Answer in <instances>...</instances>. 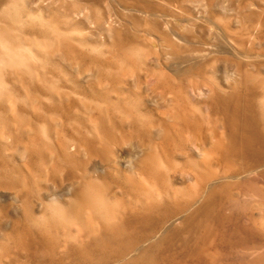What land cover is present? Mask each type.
Listing matches in <instances>:
<instances>
[{
	"label": "rangeland",
	"instance_id": "374dc122",
	"mask_svg": "<svg viewBox=\"0 0 264 264\" xmlns=\"http://www.w3.org/2000/svg\"><path fill=\"white\" fill-rule=\"evenodd\" d=\"M0 3H4L0 6L3 11L0 25L7 27L8 38L15 42L12 47L3 43L0 56L5 57V50L14 57L24 48L33 50L36 56L29 58L45 66L51 90L59 93L54 100L69 103L66 111L79 120L88 114L101 115L112 128L115 140L110 147L122 180L116 183L110 198L117 196L122 201V212L136 207L142 198L128 188L129 176L140 181L142 190H153L163 199V182L140 170L141 159H145L147 171L152 165L151 158L155 159L164 177L180 191L184 203L189 204L194 200L195 188L203 186V181L190 173L189 153L194 154L193 159H201L204 156L201 149L209 148L218 136L225 141H230L228 136H235L240 141L245 136L241 129L253 125L241 113L248 102L260 103L264 117V94L250 95L251 79H244L242 72L246 68L256 73L252 64L264 60V37L255 35L261 26L264 30V0H0ZM246 21L259 23L249 50L243 49L238 41ZM228 33L236 35V42ZM260 72L264 77V67ZM33 78L37 79V75ZM255 81L262 83L264 91V80L255 78ZM5 82L18 86L9 79ZM214 88L219 93L216 104L212 101ZM0 91H4L3 85ZM61 93L69 97L61 98ZM24 100L29 108L28 120L38 127L37 140L29 141L33 132L20 124L11 128V137L0 138V156L7 155L10 165L7 172L0 165V264L40 261L13 239L4 238V233L13 231L24 212L35 214L32 221L50 216L47 211L51 205L59 200V204L64 203L63 199L73 192L66 166L57 170L41 166L44 156L48 158L42 143L54 138L59 114L43 112L46 122L38 121L31 105L42 112V103L49 101L37 91ZM111 100L115 105L110 104ZM179 112H186L192 122L182 134L184 151H180L177 139L171 141L178 130L175 115ZM159 119L165 123H159ZM257 127L264 131V120ZM6 143L9 149L4 151L2 145ZM246 152L244 156L233 153L226 162L211 159L202 170L209 172L208 177L211 172L242 171L252 162L251 156H247L252 154ZM82 159H87L86 154ZM111 167L98 158L86 164L95 179L114 182ZM225 183H230V187ZM211 186L216 188L214 201L209 198L211 189L206 187L198 197L199 202L185 212L191 215L210 202L208 210H216V214L207 215V220L213 224L215 237L214 241H205L204 247L216 251L209 249L214 254L211 255L201 249L203 244L198 240L180 238L173 251L179 254L176 259H188L180 253L186 247L191 254L200 256L198 260L192 256L196 264H264V167L243 172L237 179L213 181ZM37 196L51 207L42 209ZM179 208H173L171 213L166 211L176 226L183 225ZM34 227L41 230L43 225Z\"/></svg>",
	"mask_w": 264,
	"mask_h": 264
},
{
	"label": "bare ground",
	"instance_id": "6f19581e",
	"mask_svg": "<svg viewBox=\"0 0 264 264\" xmlns=\"http://www.w3.org/2000/svg\"><path fill=\"white\" fill-rule=\"evenodd\" d=\"M4 3H0V6ZM2 16L3 11L0 9V19ZM253 16L257 19L261 18L259 15ZM245 24L247 26L244 32L240 33L238 41L243 49L249 50L259 23L246 21ZM6 31L7 27L0 25V36L5 38L3 43L12 47L15 42L8 38ZM228 35L233 42H236L235 34L228 33ZM255 35L256 38L264 37L262 26ZM170 46H173L171 42ZM4 54L5 57L0 56V59L7 60L9 57H14L9 50H5ZM29 61L31 58H28ZM28 62L25 67L17 63L9 65L0 72V85L4 87V91H0V138L11 137V128L20 124L23 128L33 132V136L28 140L36 142L38 127L31 125L28 120L29 108L24 97L31 98L33 91L43 95L49 103H42V112L39 107L31 105L35 118L46 122L43 112L58 113L60 117L54 138L49 137L42 143L48 158L44 156L41 166L52 170H57L62 165L66 166L70 179H72L73 192L63 199L64 203L59 204V200L51 205L53 207L47 211L51 215L40 221H32V218L36 217L34 213L31 215L29 212H24L23 217L16 222L13 231L4 233V238L13 239L15 244L33 253L35 260L45 261H35L33 264H196L192 256H196L197 260L200 256L191 254L186 247L180 253L183 257L187 255L188 259H176L179 254L173 251H175L176 241L180 238L198 240L203 244L201 249L214 255L209 251V249L214 250L213 247H204V243L214 241L213 224L207 220V215L216 214V210H208L210 206L207 205L210 202L202 204L199 209L192 211L191 215H188L185 210L192 209V205L199 202L198 197L206 187L211 189L209 198L214 201L216 188L211 186L213 181L217 182L227 178L237 179L243 172L255 171L264 167V131L257 127L259 124L262 125V120H264L259 110L260 103L248 102L241 110L243 116L247 117V122L253 125L252 128L243 127L241 129L245 136H240V141L236 140L235 136L227 135L230 141H225L222 136H218L216 142L212 143L209 148L201 149V153L204 154L201 159H193L194 154L189 153L190 173L196 179L203 181V186L199 185L195 188L194 200L191 203H184L180 191L164 177L165 174L155 159L151 158L152 165L149 171L144 167L145 159H141L138 164L140 170L146 172L151 179L163 182V199L155 195L153 190H142L140 181L129 176L126 179L128 188L142 198L136 207L127 208L122 212V201L118 200L117 196H114V199L110 198L116 183L122 180V173L117 169L119 166L114 162L116 155L110 147L115 140L112 128L101 115L88 114L82 120L70 115L66 111L69 103L54 100V95H59V93L51 90L45 66L38 65L34 61ZM253 65L256 73L249 72L246 68L242 72L244 79H251L249 94L259 96L261 93L264 94L263 85L260 81H255V78L264 80L260 72L264 67V60L255 61ZM34 74L37 75L35 80ZM8 79L18 86L7 85L5 81ZM178 90L180 91V88ZM68 97V94L61 93V98ZM8 101L13 104L7 105ZM212 101L214 104L219 101L216 88L213 89ZM119 102L122 104V101ZM112 103L114 102L111 100L110 104ZM175 117L178 119V130L171 137V141L177 139L180 151H184L186 145L182 134L190 128L192 122L186 112L176 113ZM137 120L136 118L135 121ZM158 122L165 123L161 119ZM2 149L7 151L9 144L2 145ZM246 150L252 154H247L251 156L252 162L242 171L230 172V174L226 171L216 172V174L211 172L208 177L209 172L202 170L211 159L216 163L218 161L220 163V159L226 162L233 153L241 156ZM208 153H212V158L208 156ZM85 154L87 159L84 160L82 158ZM92 158L100 159L105 166H112L113 171L109 172L115 178L114 182L95 179L89 173L86 164ZM1 164L3 172L10 170L7 155L0 156ZM224 185L230 187V183ZM37 197L41 200L42 209L51 207L41 196ZM164 205L166 206L164 211L159 213ZM179 206V219L183 225L176 226L174 219L168 213ZM119 208L121 212H118ZM38 225H43L41 230L34 227Z\"/></svg>",
	"mask_w": 264,
	"mask_h": 264
},
{
	"label": "clouds",
	"instance_id": "9594fccd",
	"mask_svg": "<svg viewBox=\"0 0 264 264\" xmlns=\"http://www.w3.org/2000/svg\"><path fill=\"white\" fill-rule=\"evenodd\" d=\"M4 37L0 36V48L4 46L3 41ZM36 53L28 48H24L21 50L20 54L15 57H9L7 60L0 59V72H2L6 67L12 64L19 63L21 67H25L28 62V58L32 57L35 58ZM53 218H55V214H53Z\"/></svg>",
	"mask_w": 264,
	"mask_h": 264
}]
</instances>
